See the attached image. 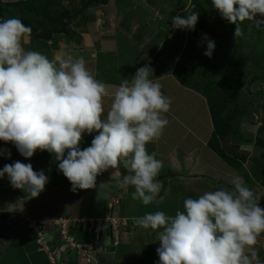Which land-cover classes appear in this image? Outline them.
Returning <instances> with one entry per match:
<instances>
[{"label": "clouds", "instance_id": "obj_1", "mask_svg": "<svg viewBox=\"0 0 264 264\" xmlns=\"http://www.w3.org/2000/svg\"><path fill=\"white\" fill-rule=\"evenodd\" d=\"M222 19L235 24L234 36H243L241 23L264 25V0H212ZM199 12L171 17L173 29L194 30ZM31 33L19 18L0 19V141L11 142L25 159L37 149L54 155L58 169L77 189H92L102 172L126 158L121 187L132 186L133 200L151 204L161 189L156 179L162 161L149 154L146 144L161 135L168 124L162 113L171 98L150 79L145 64L123 79L106 116L102 98L107 90L86 68L83 57L73 61L26 50L23 39ZM204 55L211 58L215 42L206 35ZM98 133L91 146L81 150L82 134ZM0 156L11 157L8 149ZM11 186L37 197L48 182L43 170L15 161L0 169ZM120 202V201H119ZM119 204V203H118ZM174 216L148 212L135 220L143 229L157 230L159 264H253V246L264 233V208L240 178L232 189L206 191L187 198ZM112 210V207H111ZM97 238L99 237L96 234ZM261 259V258H260ZM258 264V262H257Z\"/></svg>", "mask_w": 264, "mask_h": 264}, {"label": "rangeland", "instance_id": "obj_2", "mask_svg": "<svg viewBox=\"0 0 264 264\" xmlns=\"http://www.w3.org/2000/svg\"><path fill=\"white\" fill-rule=\"evenodd\" d=\"M88 1L63 0V3H73L74 6L76 4L72 10H78L73 22L68 26L69 29L72 30L74 27V29L85 30V24L98 15L100 28L108 27L116 34L119 33L117 39H108L105 36L102 41L104 48L107 43H112L114 50L110 54L100 55L101 66L97 79L103 82H117L123 78L126 79L125 74L133 76L136 70L142 67L141 64L125 65L128 68L127 73H122L124 71L121 72L115 67V60L119 53L122 58L126 55L133 56L135 53L128 50L129 47L132 45L133 52H135L136 45H140L141 56L149 61L150 67L154 70L150 79L168 74L159 77L161 79H152L160 83L162 92L171 98L169 111L162 113V118H166L168 124L173 125L174 122L169 121L170 113L177 115L176 117L183 126L181 128L178 125L177 137H183L180 142L183 147L195 138L189 149H197L189 153L187 158H183L187 165L177 170L187 173L188 178H192L191 173L201 174L202 171L214 180L222 178V181H219L220 184L211 181L213 186L217 185L212 186L213 190L232 189L237 172L233 171V168L207 143H204L213 131L206 98L202 97L203 95L196 88H193L195 90L193 92L189 90L190 87L187 89L179 84L175 80L177 79L175 68L177 65L182 66L184 62L191 61V58L195 59L194 62L201 66L196 70L198 73L194 78V83L199 85L203 81L214 78L230 81L242 79L245 84L238 88V94L231 105V107L240 106L237 128L241 132L233 136L231 142L239 143V150L249 155L248 161L241 169L242 172H238L239 178L254 192L259 199V206L264 208V187L254 179V169L257 168L255 160L264 161V131L260 132L262 127L264 130V25L257 27L255 21L246 20L241 23L243 36L235 38L236 25L221 18L219 12L213 8L212 0H110L107 4H94L82 13L80 10L83 8L82 4ZM194 1L203 4L208 15L198 8L191 7L188 10ZM186 10L199 12L195 29H173L171 17L188 15L190 12ZM17 11L16 18L31 28L30 34H47L44 26L48 22L45 11L40 14L41 16H37L38 13L31 15L21 10ZM87 11L93 16L89 17L86 14ZM11 15L4 13L3 17L6 16L7 19L14 17ZM228 31L230 37L227 35ZM205 35L215 42L211 58L204 55ZM76 36L79 35L76 34ZM59 37L58 34L54 35V44L58 42ZM116 43L119 47L115 48ZM235 44L237 48L234 51L231 46ZM45 52L41 53L46 55ZM235 52H241L244 61H247L246 66L242 67L246 70V75L242 77L231 64L232 57L236 55ZM108 57L109 60L106 59ZM239 64L242 65V63ZM129 71L131 72L128 73ZM170 72L174 78L169 77ZM257 75H263V77H256ZM95 135V133L82 134L79 145L81 150L91 146ZM168 147L167 143L166 149ZM147 152L152 153L151 150ZM206 152H209V156H206ZM200 156L206 162L204 165L198 162ZM0 157L5 159V156ZM18 157V153L14 152L13 158ZM52 157L54 155L50 154V159ZM125 160L126 158H121L115 168L102 171L97 176L96 185L92 189L72 191L71 183H63L60 177L54 178L57 181L50 183V196L45 195L26 200L23 203L26 207L25 211L20 204L15 203V201L18 202L17 194L14 199L7 196L13 204L15 203L14 207L9 210L14 226L8 233L10 239L0 242V264H159V257L152 244L154 240L142 237L136 243L134 242L133 246L128 238L130 228L124 219L118 217L124 208L135 213L131 209L133 206L130 202L125 200L129 195L128 189L132 186L121 187L118 182L123 175H126L125 171H128L124 167ZM159 160L162 161L161 169L171 165L169 160ZM179 160H182V157ZM10 161L2 162L5 165L10 164ZM198 164L202 165L206 171L202 166L198 168ZM246 172L250 176L246 177L242 174ZM225 182H228L231 187ZM1 197L3 196L0 194V201ZM121 199L122 204L120 205ZM1 203L8 204L3 200ZM79 231L89 232L90 238L83 239L84 237L78 234ZM253 248L257 252V261L253 264H257L260 258L264 257V233L257 237Z\"/></svg>", "mask_w": 264, "mask_h": 264}, {"label": "crops", "instance_id": "obj_3", "mask_svg": "<svg viewBox=\"0 0 264 264\" xmlns=\"http://www.w3.org/2000/svg\"><path fill=\"white\" fill-rule=\"evenodd\" d=\"M2 1L4 3H9V2H16L19 0H2ZM65 1L69 2L70 0H65ZM64 4L70 5L71 3H64ZM17 10L19 9L16 6L4 5V13H9L10 15L13 14L11 16L16 17L18 15ZM88 11L86 14H88ZM88 16L90 17L93 15L88 14ZM1 19H7V17L5 16ZM99 20H100V17L98 15H95L93 20H90L89 23L85 24L86 25L85 30H81L77 28L74 29V27H72V30H69L70 32L58 34L60 37H59L58 42H56L55 44L53 43L55 40L54 37L52 40L50 39L48 40L35 39L34 40L32 39L31 35H26L25 38L23 39V46L26 48V50H35L40 53L43 51H46L45 54L49 55L48 58L50 60H54L56 57H60L61 59L67 60L69 57H71L72 60L75 61L79 59L80 57H83L85 60L86 68L94 76V78L97 79L98 72L101 66V62H100L101 56L100 55L101 54L105 55L107 53L110 54L114 50L112 47V43H107L104 48L102 46V41L105 39V36L108 39L110 38L117 39V36L119 34L118 32H117L118 34H116L115 32L111 31L110 28L108 27L100 28L98 26ZM76 34H78L80 37L76 36ZM56 41H57V38H56ZM116 47H119L117 43H116L115 48ZM128 50H131V52L135 54L133 56L124 55L125 57L122 58L119 53V55L116 57V60H115V67L117 68V70H120L121 72L124 71L122 73H127L126 70L128 68L125 65H132L133 63H138V64H141V66L143 67L145 64H149V61L144 60L145 58L141 56L140 45L138 44L136 45L135 52H133L134 47L132 45L129 47ZM106 59L109 60L110 58L108 57ZM130 72L131 71H129L128 73ZM169 74H170L169 77L174 78L172 75V72H170ZM166 75L162 74L160 76H157L151 79H161L159 77L166 76ZM125 76H126V79L131 80L132 76L130 77L129 74H125ZM122 80H119L117 82L101 81L105 84L106 90L108 93L106 96L102 98V106L105 112L103 114L106 115L108 110L110 109L113 95ZM175 80L179 84H182L177 79ZM183 86L186 87L187 89L189 88L185 85ZM189 90L192 91L193 89L189 88ZM193 92H195V90H193ZM166 116H169V115L166 114ZM176 116L177 115L170 113L171 119L169 121L174 122V124L173 125L168 124L166 127L163 128L161 132V137L159 136L158 138H155L146 144V150L147 151L151 150L152 153L153 152L156 153V158L158 160L159 159L169 160L171 165H173L172 167H170L171 166L170 165L168 168L161 169L159 172L160 174H158V176L156 177V179L161 184V189L156 199L151 204L145 206L140 201L132 199L130 192L134 191V187H130L128 189L129 195L126 196L127 198L125 200H128V202H130V204L133 206L131 209H133L135 213L131 212V210L127 208H124L123 212L120 211V213L118 214V217L124 219L126 222V225L130 228L128 232V238H129V241H131V243L133 244V246L135 245L136 241H139L140 239H142V237H145L146 239L151 238V240H154L152 244L154 245L155 250L158 247H160V243L159 241H157V230L143 229L139 227L135 223V220L137 218L142 217L145 213L152 212V211L155 212L154 211L155 209L158 211L165 212L166 215L174 216L177 210H180V211L184 210L183 202L185 199L187 198L195 199L201 196L206 191H213V187L217 185L213 186L212 185L213 183L211 181H215V183H218V184H220L219 181H222V178H220L219 180H214V178H210L206 176V174H204L203 171L201 174H198L196 172L191 173L192 178H188L186 176L188 175L187 173H184L183 171L182 172L179 171L180 169H182V166L187 165V162H185L183 158H187L188 154L193 152V150H196L197 148H192L191 150L189 149V147L193 145L192 141H195V138L188 141L185 147H183V145L180 144L183 137L181 138L177 137V134H178L177 132L179 131L178 125L181 128L183 126L179 118H177ZM94 133L96 135L98 134L96 132ZM210 134L207 140L204 141L205 144L207 143L210 137ZM174 136H176V138H174ZM167 143L169 144V147L166 149ZM14 147L15 146L11 142L5 143L4 141H0V149H8L11 152L10 158H7L5 156L4 157L5 159H2V157H0V169L4 167V164L2 162L4 160H11L10 164L14 163L15 161L21 160V162L25 164L31 163L34 171L39 172L43 170L45 172V175L48 176V182L45 185V189L37 197H31L30 194L25 193L23 190L13 188L7 176L0 179V194L5 199L3 197L1 198L4 203L8 202V204H2L1 203L2 200L0 201V211L10 212L9 210L14 207L15 203L20 204L21 208L25 211L26 207L23 205V203L26 200L33 199V198L36 199V198H39L45 195L50 196V183L57 181L54 178L60 177L62 178L63 183L65 182L70 183L68 179L61 172H58L59 169H56V167H58V162L55 160L54 157L50 159V153L47 150L41 151L37 149L32 158L25 159V157L19 154L16 147L15 148ZM10 148H14V149L11 150ZM14 152H17L19 156L16 159L13 158ZM205 154L207 156L209 152H206ZM180 157H182V160H179ZM171 160H173V162H171ZM50 161L52 163H50ZM198 162L202 163L203 165L206 163L205 160L201 158V156L199 157ZM201 166L202 165L198 164L197 167L201 168ZM177 168L179 170H177ZM202 168L204 167L202 166ZM53 170L55 172L51 174L53 176H50V171H53ZM127 172L128 171H125L126 174ZM239 176L240 175L237 172L235 179L239 178ZM225 183L231 187V185L228 182H225ZM195 187L198 189H194ZM15 194L18 195L16 197L18 202L15 201V203L13 204L11 202V199L9 200L8 198L9 196H11V198L14 199ZM121 204H122V199H121L120 205ZM138 207H140V209Z\"/></svg>", "mask_w": 264, "mask_h": 264}, {"label": "trees", "instance_id": "obj_4", "mask_svg": "<svg viewBox=\"0 0 264 264\" xmlns=\"http://www.w3.org/2000/svg\"><path fill=\"white\" fill-rule=\"evenodd\" d=\"M59 1L60 3H58ZM109 1L110 0H89L87 3L82 4L83 8L80 10L82 13H85V10L94 4H107ZM4 5L16 6L22 12H26L31 15L38 13L39 15L37 16H41V13H44V11L46 12L45 17L48 19V22L45 23L44 26L47 34H27L31 35L34 40H52L55 34L69 32L70 27L68 26L71 22H73L76 17V13L78 12V10H72L76 4L75 6L73 3L65 5L63 0H19L9 3H4L0 0V19L3 18ZM191 7L198 8L205 15H208L205 6L197 1L192 2L188 10H190ZM186 12L191 11L186 10ZM227 35L229 36V31ZM232 40L234 41V39ZM237 45L235 44V46H231V48L234 50L237 48ZM235 54V57H232L231 64L242 77L243 75H246V70L242 67L246 66L247 61H244L241 52H235ZM191 59V61L184 62L182 66H176L175 76L183 85L199 90L207 100L208 109L213 123V131L207 141V145L223 160H225L233 168V171L242 172L241 169L244 166V163L248 161L249 155L244 153L245 151L239 150V143L231 142L233 136L241 132L239 131V128H237V124L239 122L237 115L240 112V106L237 105L235 107H231V105L238 94V88L244 86L245 83L242 82V79L230 81L226 79L214 78L203 81L200 85L195 84L194 78L198 73L196 70L200 69L201 66L194 62L195 59ZM239 63H242V65ZM263 75H257L256 77L260 78L263 77ZM262 129H260V132L264 131ZM255 162L257 163V168L254 169V179L264 187V161L258 162V160H255ZM54 172V170L50 171V175ZM242 174L246 177L250 176L247 172ZM13 226L14 224L12 222L11 213L8 211H0V242L3 240L8 241L10 239L8 233L13 229ZM78 234L84 237L83 239L90 238V234L87 231H79ZM92 249L94 250V246H92Z\"/></svg>", "mask_w": 264, "mask_h": 264}, {"label": "built area", "instance_id": "obj_5", "mask_svg": "<svg viewBox=\"0 0 264 264\" xmlns=\"http://www.w3.org/2000/svg\"><path fill=\"white\" fill-rule=\"evenodd\" d=\"M114 222L116 223V221L114 220ZM258 264H264V257H261L260 261L258 262Z\"/></svg>", "mask_w": 264, "mask_h": 264}]
</instances>
